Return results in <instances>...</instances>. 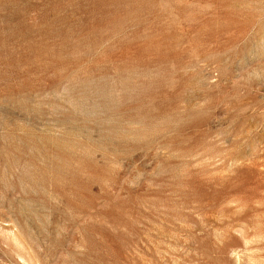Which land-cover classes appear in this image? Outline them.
<instances>
[{"label":"rangeland","instance_id":"obj_1","mask_svg":"<svg viewBox=\"0 0 264 264\" xmlns=\"http://www.w3.org/2000/svg\"><path fill=\"white\" fill-rule=\"evenodd\" d=\"M0 264H264V0H0Z\"/></svg>","mask_w":264,"mask_h":264}]
</instances>
